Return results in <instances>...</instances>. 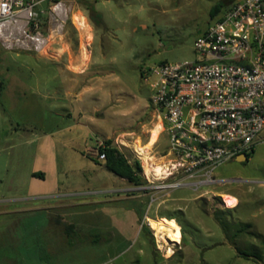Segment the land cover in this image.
Wrapping results in <instances>:
<instances>
[{"label":"rangeland","instance_id":"rangeland-1","mask_svg":"<svg viewBox=\"0 0 264 264\" xmlns=\"http://www.w3.org/2000/svg\"><path fill=\"white\" fill-rule=\"evenodd\" d=\"M234 1L70 0L41 52L0 45V264H264V145L217 169L235 182L196 192L144 190L160 177L135 153L162 126L143 70L198 60L196 39ZM47 9H35L43 34ZM108 140L139 162L143 186L103 167ZM167 148L161 131L146 166L168 167ZM158 218L174 219L180 242L157 243Z\"/></svg>","mask_w":264,"mask_h":264},{"label":"built area","instance_id":"built-area-1","mask_svg":"<svg viewBox=\"0 0 264 264\" xmlns=\"http://www.w3.org/2000/svg\"><path fill=\"white\" fill-rule=\"evenodd\" d=\"M45 3L43 34L35 9ZM71 13L70 0H0V45L39 53ZM194 51L196 61L143 70L168 136L169 163L146 191L230 184L236 179L219 180L217 169L264 145V0H235L196 39Z\"/></svg>","mask_w":264,"mask_h":264},{"label":"bare ground","instance_id":"bare-ground-1","mask_svg":"<svg viewBox=\"0 0 264 264\" xmlns=\"http://www.w3.org/2000/svg\"><path fill=\"white\" fill-rule=\"evenodd\" d=\"M73 20L77 23L82 31H88V26L85 22V19L80 16V14H75L73 16ZM69 68V67H68ZM77 71V70H76ZM163 131L161 123L158 121L157 124L150 132V141L147 145L135 146V153L140 157L142 161L145 163L144 173L146 176L151 175L154 178H159L166 174L167 166L160 165H152L153 167L149 168L146 166L148 161V152L152 145L156 142L158 135ZM154 147V146H153ZM154 164V163H153ZM144 174V175H145ZM150 178V176H149ZM223 201L227 208H233L237 204V200L230 195H222ZM148 224L155 232V236L157 238V243L164 242L167 246V239L172 242H180L181 233L179 225L174 221V219H166V218H158V219H148ZM172 252L169 250L168 255H171Z\"/></svg>","mask_w":264,"mask_h":264},{"label":"trees","instance_id":"trees-1","mask_svg":"<svg viewBox=\"0 0 264 264\" xmlns=\"http://www.w3.org/2000/svg\"><path fill=\"white\" fill-rule=\"evenodd\" d=\"M226 8L223 12H225ZM220 12V6H215L211 10V18H214ZM251 154V153H250ZM250 154L246 155V161L249 159ZM98 158L103 161V167L116 177L126 181L129 185L134 187H141L145 181L141 178V167L139 162L135 161L129 164L124 156L114 147L111 142L105 141L98 149ZM33 176L43 178L42 173H34Z\"/></svg>","mask_w":264,"mask_h":264},{"label":"water","instance_id":"water-1","mask_svg":"<svg viewBox=\"0 0 264 264\" xmlns=\"http://www.w3.org/2000/svg\"><path fill=\"white\" fill-rule=\"evenodd\" d=\"M240 161H243V162L246 161V155L245 154L239 155V158L236 159V162H240Z\"/></svg>","mask_w":264,"mask_h":264},{"label":"crops","instance_id":"crops-1","mask_svg":"<svg viewBox=\"0 0 264 264\" xmlns=\"http://www.w3.org/2000/svg\"><path fill=\"white\" fill-rule=\"evenodd\" d=\"M237 158H239V156H238ZM237 158H235V159H237ZM235 159H234V160H235Z\"/></svg>","mask_w":264,"mask_h":264}]
</instances>
